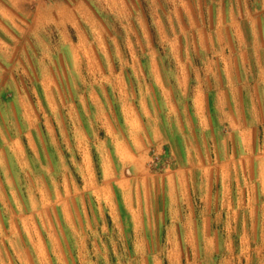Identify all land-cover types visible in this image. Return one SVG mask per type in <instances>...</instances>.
Segmentation results:
<instances>
[{
  "label": "rangeland",
  "instance_id": "1",
  "mask_svg": "<svg viewBox=\"0 0 264 264\" xmlns=\"http://www.w3.org/2000/svg\"><path fill=\"white\" fill-rule=\"evenodd\" d=\"M41 1L56 20L18 0L24 19L0 45L1 228L30 214L61 245L49 240L50 264H264V123L232 122L264 113V0ZM59 3L79 27L62 25ZM110 129L132 157L116 154ZM180 166L191 202L172 205L164 185ZM179 206L196 216L191 235L167 234L189 221L157 219Z\"/></svg>",
  "mask_w": 264,
  "mask_h": 264
},
{
  "label": "crops",
  "instance_id": "2",
  "mask_svg": "<svg viewBox=\"0 0 264 264\" xmlns=\"http://www.w3.org/2000/svg\"><path fill=\"white\" fill-rule=\"evenodd\" d=\"M35 1L37 2L35 9L32 10V13H30L33 15L34 19L44 11L48 15V21L56 20V5L54 6L51 3L50 5L47 3V1ZM17 4L18 0H0V45L7 41L8 36L11 34V29L16 32V28L21 26L19 20L22 21L24 19V12L21 8H18ZM58 6H60L59 14L62 25H71L74 28L79 27L78 16L75 13L76 10L67 3H59ZM3 58L5 57L2 56L0 50V67ZM244 98L247 103L251 99H254V97H251L250 95H247ZM259 99L260 101H264L263 96L258 97V100ZM195 105L198 115H201L203 111L201 92H198L196 95ZM234 107L236 108V103ZM124 108H126L127 121L131 124L130 135L132 141L136 144V147L143 149L145 147V141L142 136V123L140 117L138 114H135L134 111L129 112L133 107L127 102L124 103ZM244 117V119L240 116H238V118L234 117L232 122L251 125H260L264 123V113H261L259 110H256V112H250ZM255 129L256 128L254 126H247L238 133L243 146L248 152L251 149V139L254 138L256 131ZM110 134L115 140L114 147L116 154L119 155L122 160L132 157L130 141L120 133L113 134L111 129ZM252 154H254V152H252ZM258 156L263 155L259 154ZM258 156L256 157V162L264 163V161L259 159ZM261 163L256 169V171L259 172L256 180H259L262 183L255 184V186L264 187V167ZM164 187L166 189L165 196L168 198V202L172 205H182L183 203L191 202V199H189L191 198L190 184L188 181V176L185 174V169L183 167L180 166L175 168L172 173L168 174ZM18 218H22L24 224L26 225L25 228L20 229L19 232L16 228V221ZM194 218H196V216L193 215L192 210L188 207L183 208L182 206H179L175 211H172L170 208L169 213H160V215L157 216V219H169L170 221H189L185 223L172 222L169 227L170 230L168 229L167 232L168 235H174L177 229L180 230V234L182 235H191L192 224L190 221H192ZM7 221L10 225L8 228H1L0 226V264H34V255L40 260L41 264H50L48 262V252L50 248L49 240L51 241L55 251L58 252L61 247L59 241L56 240L54 235L47 234L46 238L42 230L32 227L31 216L27 213L17 214L16 212H12L8 216ZM12 252L17 253L19 262L16 260V256L11 254ZM5 253L6 255L8 254V256H6Z\"/></svg>",
  "mask_w": 264,
  "mask_h": 264
}]
</instances>
